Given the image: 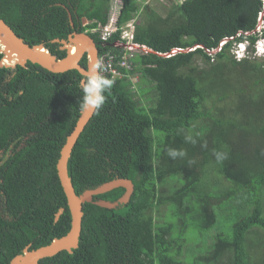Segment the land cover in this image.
Instances as JSON below:
<instances>
[{
  "label": "trees",
  "instance_id": "16d2710c",
  "mask_svg": "<svg viewBox=\"0 0 264 264\" xmlns=\"http://www.w3.org/2000/svg\"><path fill=\"white\" fill-rule=\"evenodd\" d=\"M121 3L111 27L110 0H0V19L26 44H45L57 58L66 51L52 40L74 32L117 60L125 52L117 42L141 47L126 51L128 77L104 75L114 83L67 164L77 195L126 178L134 185L130 200L114 209L85 203L78 247L38 264H183L181 247L191 233L218 226L194 264H224L223 258L264 264V237L257 235L264 233V80L257 76L264 62L229 56L234 42L264 36V0H182L165 16L141 10L137 0ZM75 14L90 24L76 23ZM98 26L113 29L106 41ZM80 64L86 68V56ZM82 78L77 70L53 73L30 62L0 67V151L11 148L0 164V264L69 230L56 163L81 111ZM228 92L238 94L234 106H217ZM147 94L149 108L141 103ZM170 149L183 155L172 158ZM217 151L226 158L217 161ZM124 192L115 188L94 200L113 202Z\"/></svg>",
  "mask_w": 264,
  "mask_h": 264
},
{
  "label": "water",
  "instance_id": "95a60500",
  "mask_svg": "<svg viewBox=\"0 0 264 264\" xmlns=\"http://www.w3.org/2000/svg\"><path fill=\"white\" fill-rule=\"evenodd\" d=\"M52 42L59 43L61 45L60 49L66 51V55L63 58H57L52 55L45 47V44L40 43L29 46L23 39L15 35L13 30L0 19V53H4V58H7L11 62L10 65L0 62V67L14 68L17 65L25 66L27 62H30L32 64H38L53 73L77 70L83 76L91 64L95 63L98 59L97 45L87 34L72 33L68 35L66 40L55 38ZM83 56L87 58L86 68L80 64ZM94 111V109H81L72 131L66 137L60 149V155L56 163L57 176L66 197V203L70 213L69 230L65 235L53 238L49 244L38 248L30 249V245H27L21 253L11 258L9 264H38L40 260L53 257L61 251L72 253L78 247L81 234L83 205L85 203H93L101 207L114 209L119 204H125L130 200L134 191V185L131 180L126 178H115L93 189L84 190L79 195L76 194L73 188L71 178L68 175V160L77 138L94 114ZM119 187L124 188L125 192L118 200L113 202L103 199L94 200L95 196ZM62 212L63 209L60 208L55 214V220H58Z\"/></svg>",
  "mask_w": 264,
  "mask_h": 264
},
{
  "label": "rangeland",
  "instance_id": "374dc122",
  "mask_svg": "<svg viewBox=\"0 0 264 264\" xmlns=\"http://www.w3.org/2000/svg\"><path fill=\"white\" fill-rule=\"evenodd\" d=\"M178 1L180 2L182 0H137L139 5L141 6L140 7L141 10H142L143 6H148L149 9L157 11L159 14H161L163 16H165V14L167 12V9L171 6V4H173L175 2H178ZM121 2H122V0H110V9H109V12H108V21H107L106 25H108V26L112 25L111 27H113V22L110 21V15H111V13H114L115 16L119 14V11H120V8H121V5H122ZM129 21L131 23H134V24H135V22L136 23L139 22L140 21V13L137 14V16L135 15V18H133V19H131ZM124 35L126 36L128 34H126L125 31H124ZM254 44H255V42H254ZM238 52L239 53H235L236 60H238V59L243 57V50L240 49V50H238ZM229 56H231L230 52H229ZM211 61H214V59H211ZM255 61L256 62H264V57H257L252 52L250 54L249 62L253 63ZM257 76L264 80V72L258 73ZM136 80H137V78L133 77V79H132L133 83H135ZM246 82H250V80L248 78H246ZM232 84L235 85V82L232 81ZM209 85L210 84L207 81L206 82V87L209 88ZM260 87H262L261 84H259L255 88H257L259 90ZM248 92L250 93L251 91L248 90ZM148 94L152 98L153 94L151 92H148ZM148 94L145 95L144 96V100L141 101L142 105L145 106L146 108H149L151 105H153L152 99L149 98ZM237 95L238 94L235 93V92H228L222 100L216 102L217 106H219V107H227L228 106L229 107L231 105L230 107H233L234 106V102L237 99ZM153 100H154V97H153ZM246 101L248 102V103L245 104L247 108H249L250 106H253V102L251 100H246ZM237 103H239V101L238 102L236 101V105H237ZM230 207L231 206H229V205L225 206V208H227V209H229ZM163 213L164 212H160L159 214L162 215ZM227 213H229V212H226V211L224 212V214H227ZM218 219L222 220V215L221 214L218 216ZM219 225H221V224H219ZM222 226L224 228V227H230L231 225L230 224H224V225H221V227ZM214 228L211 229L210 232H207V233H205L203 235L200 234V233H197V235L195 237H193L192 233H191V237H189V239H190L189 242H187L185 245H183L181 247V254H182L181 255V259L183 261V264H194L195 263V258L197 256L203 255V253L206 252L205 251L206 249L204 248V246H209L213 242V238H214L215 234H217L218 230H220V226H218L215 229ZM194 231L197 232L198 230H194ZM258 231H259V233L257 235L264 237V233L262 234L261 230H258ZM253 247L256 248L255 246H253ZM263 247H264V244H263ZM258 251H259L258 248L257 249H252V255L253 256L251 258H252L253 261H255L259 257V254H257ZM261 254H262V257L264 258V248H263V251H261ZM222 260H224L223 261L224 264H228L227 259L223 258Z\"/></svg>",
  "mask_w": 264,
  "mask_h": 264
},
{
  "label": "clouds",
  "instance_id": "9594fccd",
  "mask_svg": "<svg viewBox=\"0 0 264 264\" xmlns=\"http://www.w3.org/2000/svg\"><path fill=\"white\" fill-rule=\"evenodd\" d=\"M254 42L248 40L234 42L230 49L231 55L235 58V53H239L238 50L242 49L243 57L238 59L241 60L243 58L250 57V53L248 52L250 49L264 50V36L258 35ZM122 44L123 43H118L117 46H121ZM103 72V62L101 60H97L95 63L91 64V66L83 74V78L80 81V87L83 92L81 109H94L99 111L104 106L106 102L105 93L111 89L114 81L106 78L103 75ZM168 155L172 158H176L178 155L182 156L183 153L170 149ZM214 155L216 156L217 161H222L226 158V154L223 152L217 151Z\"/></svg>",
  "mask_w": 264,
  "mask_h": 264
},
{
  "label": "built area",
  "instance_id": "2783aa9c",
  "mask_svg": "<svg viewBox=\"0 0 264 264\" xmlns=\"http://www.w3.org/2000/svg\"><path fill=\"white\" fill-rule=\"evenodd\" d=\"M126 38V42L130 40V36L123 35ZM105 40L104 37L101 38ZM118 44V42H117ZM116 44V45H117ZM103 62L104 72L103 75H110L111 78H120V77H128L129 71L132 69V64L125 59L117 60L115 54L111 53L110 51H106L101 55L98 54V59Z\"/></svg>",
  "mask_w": 264,
  "mask_h": 264
},
{
  "label": "bare ground",
  "instance_id": "6f19581e",
  "mask_svg": "<svg viewBox=\"0 0 264 264\" xmlns=\"http://www.w3.org/2000/svg\"><path fill=\"white\" fill-rule=\"evenodd\" d=\"M99 32H100V38L104 37L106 40L111 36V34L113 33V29H110L108 27H100L99 26ZM74 33H77V32H74ZM86 34V33H84ZM90 37V36H89ZM120 48H123L125 50L123 56L121 57V60L122 59H125L126 61L127 58H126V51L128 50H131V49H135V48H141L139 45L137 44H129V43H123ZM143 49H146L145 47H142ZM250 54L253 52L255 56L257 57H263L264 56V50H261V49H253V51H248ZM2 54V58L0 60V62L2 61V59L5 57L4 53H0ZM6 59V62H7V65H10L11 62L9 60ZM129 62V61H128Z\"/></svg>",
  "mask_w": 264,
  "mask_h": 264
},
{
  "label": "flooded vegetation",
  "instance_id": "af4514ba",
  "mask_svg": "<svg viewBox=\"0 0 264 264\" xmlns=\"http://www.w3.org/2000/svg\"><path fill=\"white\" fill-rule=\"evenodd\" d=\"M75 19H76V23H79L80 25H88V24H90V22L88 21V20H85L84 18H83V16H78L77 14H75ZM85 23V24H84ZM95 31V30H94ZM97 31L99 32V26H98V29H97ZM99 34H100V32H99ZM16 35V34H15ZM93 39V38H92ZM99 39L101 40V41H106V39L105 40H102L101 38H100V36H99ZM93 41L96 43V45H97V48H98V43H97V41H95L94 39H93ZM99 53V52H98ZM26 65V64H25ZM10 68V67H9ZM14 68H16V67H14ZM14 68H12V69H14ZM11 77V74H9V75H7V80L9 79ZM12 100V97L11 98H9V100ZM22 146H23V143H22ZM11 154V148L9 149V150H1L0 151V164L2 163V161L3 160H5L6 159V157L7 156H9Z\"/></svg>",
  "mask_w": 264,
  "mask_h": 264
}]
</instances>
